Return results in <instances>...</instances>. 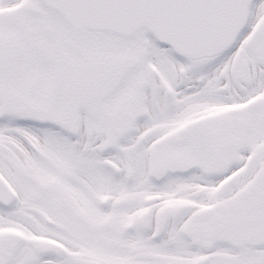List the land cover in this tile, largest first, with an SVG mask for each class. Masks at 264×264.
Returning <instances> with one entry per match:
<instances>
[{
  "label": "snow or ice",
  "instance_id": "6c2138e0",
  "mask_svg": "<svg viewBox=\"0 0 264 264\" xmlns=\"http://www.w3.org/2000/svg\"><path fill=\"white\" fill-rule=\"evenodd\" d=\"M0 264H264V0H0Z\"/></svg>",
  "mask_w": 264,
  "mask_h": 264
}]
</instances>
